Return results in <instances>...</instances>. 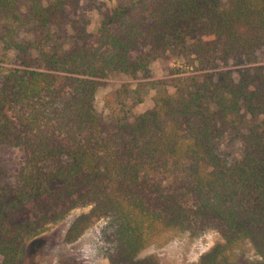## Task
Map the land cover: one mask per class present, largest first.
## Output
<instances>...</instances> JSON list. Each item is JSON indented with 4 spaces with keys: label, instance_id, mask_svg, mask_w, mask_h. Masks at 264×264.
I'll return each instance as SVG.
<instances>
[{
    "label": "trees",
    "instance_id": "obj_1",
    "mask_svg": "<svg viewBox=\"0 0 264 264\" xmlns=\"http://www.w3.org/2000/svg\"><path fill=\"white\" fill-rule=\"evenodd\" d=\"M129 1L98 22L101 51L76 0H31L24 16L0 0V144L21 151L14 172L0 166V264H20L26 224L15 207L60 198L62 187L107 215L100 248L110 264H158L137 254L203 229L223 242L190 264H216L244 239L264 264V63L255 64L264 0ZM142 46L172 59L170 76L148 78ZM215 58L239 66L216 68ZM60 72L73 80L66 92ZM117 72L125 80L98 103Z\"/></svg>",
    "mask_w": 264,
    "mask_h": 264
},
{
    "label": "rangeland",
    "instance_id": "obj_2",
    "mask_svg": "<svg viewBox=\"0 0 264 264\" xmlns=\"http://www.w3.org/2000/svg\"><path fill=\"white\" fill-rule=\"evenodd\" d=\"M31 0H12L14 11L19 16L27 14ZM219 6L228 5V0H216ZM129 0H76L75 14L79 22L85 27L89 36L87 42L92 47L104 50L106 41L99 36L98 22L104 14H109L114 5H128ZM141 6L132 7L135 15L141 11ZM117 18V16H115ZM122 18V17H121ZM111 26H120V19ZM26 26V27H25ZM18 27L19 32L25 29L32 30L31 24ZM22 36V33H20ZM27 38L33 34L25 33ZM256 63H264V44L256 51ZM147 61V75L149 79H166L167 66L172 64V59L162 62L152 53H148L145 46L138 51ZM216 68L234 69L236 66L228 63L222 65L219 58H215ZM3 64V63H0ZM182 74H187L189 69L181 66ZM187 70V71H185ZM57 81L62 90L68 91L73 80L62 76L68 73L60 72ZM125 80L121 72L112 73L105 79V84L97 91L96 101L100 103L102 94L110 88L119 85ZM21 162V151L18 147L0 144V166L6 172H14ZM64 196L58 194L42 196L22 201L14 211L21 221L26 224V229L21 235L18 246L20 264H110L101 250L102 236L99 228L108 217L103 211L92 210L91 201L77 197L73 188L62 187ZM67 198V199H65ZM106 212V211H105ZM220 234L213 229H203L195 233L181 232L165 243H150L139 251L137 256L155 254L159 258L158 264H190L197 262L200 255L212 246L222 243ZM220 247V246H219ZM221 257H220V256ZM216 264H256L261 261V254L248 240L244 239L239 244L222 248Z\"/></svg>",
    "mask_w": 264,
    "mask_h": 264
}]
</instances>
